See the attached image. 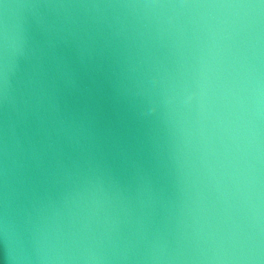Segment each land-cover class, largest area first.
Returning <instances> with one entry per match:
<instances>
[{
	"label": "water",
	"instance_id": "water-1",
	"mask_svg": "<svg viewBox=\"0 0 264 264\" xmlns=\"http://www.w3.org/2000/svg\"><path fill=\"white\" fill-rule=\"evenodd\" d=\"M0 264H264V0H0Z\"/></svg>",
	"mask_w": 264,
	"mask_h": 264
}]
</instances>
